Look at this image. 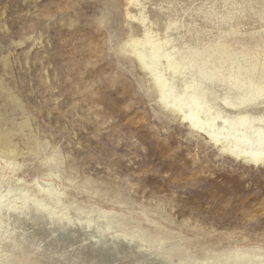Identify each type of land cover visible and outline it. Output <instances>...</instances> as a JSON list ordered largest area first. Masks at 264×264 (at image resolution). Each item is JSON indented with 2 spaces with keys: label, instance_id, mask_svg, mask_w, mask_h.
I'll return each instance as SVG.
<instances>
[{
  "label": "rangeland",
  "instance_id": "374dc122",
  "mask_svg": "<svg viewBox=\"0 0 264 264\" xmlns=\"http://www.w3.org/2000/svg\"><path fill=\"white\" fill-rule=\"evenodd\" d=\"M143 30L175 60L262 69L264 0H0V216L13 231L11 211L46 207L171 264H264V160L174 109L164 58L152 73L129 45ZM60 246L19 257L98 264Z\"/></svg>",
  "mask_w": 264,
  "mask_h": 264
},
{
  "label": "bare ground",
  "instance_id": "6f19581e",
  "mask_svg": "<svg viewBox=\"0 0 264 264\" xmlns=\"http://www.w3.org/2000/svg\"><path fill=\"white\" fill-rule=\"evenodd\" d=\"M143 31L141 37H131L129 45L139 53L137 57L152 73L159 69L164 58L167 77H163L162 83L173 98L174 109L203 132L215 124H225L232 131L246 133L248 155L264 160V62L260 72L239 66L237 69L226 68L223 72V67L197 62V58L175 60L162 52L163 41L156 44L151 38L155 35L148 30ZM229 144L235 147L234 143ZM11 214L9 225L13 231L6 227L5 215L0 216V260L5 263L25 264L19 254L26 244L57 254L62 252V243H73L76 239L87 240L89 247L98 252V264H118L128 258L133 252L130 251V243L134 241L138 243L136 257L141 264L172 263L167 255L146 250L143 240L133 238V235L107 236L103 231L92 229L90 222L81 227L72 226L46 207L11 211ZM120 242L125 245L121 246Z\"/></svg>",
  "mask_w": 264,
  "mask_h": 264
}]
</instances>
